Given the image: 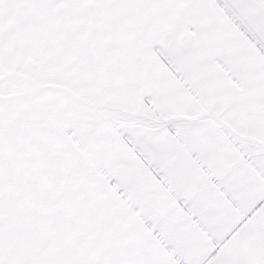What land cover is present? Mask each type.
I'll use <instances>...</instances> for the list:
<instances>
[{"label": "snow or ice", "instance_id": "6c2138e0", "mask_svg": "<svg viewBox=\"0 0 264 264\" xmlns=\"http://www.w3.org/2000/svg\"><path fill=\"white\" fill-rule=\"evenodd\" d=\"M0 264H264V0H0Z\"/></svg>", "mask_w": 264, "mask_h": 264}]
</instances>
